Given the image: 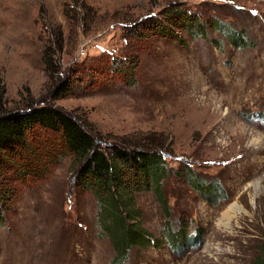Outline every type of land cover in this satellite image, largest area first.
I'll return each instance as SVG.
<instances>
[{
  "label": "rangeland",
  "instance_id": "rangeland-1",
  "mask_svg": "<svg viewBox=\"0 0 264 264\" xmlns=\"http://www.w3.org/2000/svg\"><path fill=\"white\" fill-rule=\"evenodd\" d=\"M174 5L203 33L144 29ZM132 62V76L121 75ZM63 83L72 93L55 99ZM43 104L83 122L101 146L157 151L168 214L153 191L132 195L147 241L118 255L94 194L75 182L77 164L59 156L58 135L38 128L24 168L0 174V195L15 194L0 206V264H255L264 243V0H0L1 110ZM234 204L241 212L226 223Z\"/></svg>",
  "mask_w": 264,
  "mask_h": 264
},
{
  "label": "trees",
  "instance_id": "trees-1",
  "mask_svg": "<svg viewBox=\"0 0 264 264\" xmlns=\"http://www.w3.org/2000/svg\"><path fill=\"white\" fill-rule=\"evenodd\" d=\"M180 7L174 5L165 8L142 26L148 31H154L156 35L174 28L203 33L205 24ZM172 37L178 41L175 34ZM135 66L132 62L130 67H123L121 75L131 77V73L125 72L127 69L132 72ZM71 93L72 88L63 83L55 89L54 97L58 99ZM38 128L58 135L59 156L69 155L77 164L75 182L83 190L94 194L99 205L100 224L113 233L118 255L132 246L143 245L147 238L135 226L138 210L132 208L131 197L136 193L153 191L159 196L168 214L161 190L167 168L161 155L155 150L144 148L101 146L83 122L51 104L28 106L22 111L10 112H2L0 106V174L5 170H14L21 164L24 168L31 156L28 137ZM190 184L194 186V182ZM202 186L200 184L199 188H194L203 193ZM14 195L12 188L4 187L1 190L0 206H5L6 200ZM173 238H176V243L182 240L181 236L172 235V242ZM255 264H264V243Z\"/></svg>",
  "mask_w": 264,
  "mask_h": 264
},
{
  "label": "bare ground",
  "instance_id": "bare-ground-1",
  "mask_svg": "<svg viewBox=\"0 0 264 264\" xmlns=\"http://www.w3.org/2000/svg\"><path fill=\"white\" fill-rule=\"evenodd\" d=\"M239 212H241V208L237 204H234V205L229 207V210H227V212L225 214H223L222 220L225 221L226 223H229V221L234 216V214L235 213L237 214ZM226 226H228V225H226Z\"/></svg>",
  "mask_w": 264,
  "mask_h": 264
}]
</instances>
